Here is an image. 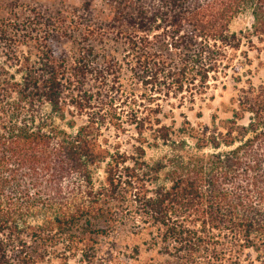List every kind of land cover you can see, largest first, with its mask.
<instances>
[{"label": "trees", "instance_id": "1", "mask_svg": "<svg viewBox=\"0 0 264 264\" xmlns=\"http://www.w3.org/2000/svg\"><path fill=\"white\" fill-rule=\"evenodd\" d=\"M0 6V264H264V0ZM228 72L223 115L163 111Z\"/></svg>", "mask_w": 264, "mask_h": 264}, {"label": "rangeland", "instance_id": "2", "mask_svg": "<svg viewBox=\"0 0 264 264\" xmlns=\"http://www.w3.org/2000/svg\"><path fill=\"white\" fill-rule=\"evenodd\" d=\"M59 0H0V4L4 3H17L28 5L29 7L34 5L35 2L40 3H57ZM70 3L78 4V0H68ZM20 9V7L18 8ZM8 11L5 7L0 6V18L7 17ZM249 23V17L247 15H239L237 16L230 24V29L232 31H238L241 28H244ZM244 47H242L243 49ZM249 58L251 60L250 72L247 74V77L255 84L264 81V55L257 54L254 51L248 52ZM230 72L227 73V76H223L220 78V81H211L210 88L206 91L203 96L196 97L195 102L193 104L186 103L182 107L170 108L169 106L163 104L162 109L164 112L171 110L173 112V117L176 123L178 124L182 119L183 115L190 121L192 124L207 123L210 117V114L214 112L215 108L220 107L221 113L223 115L222 110H224L221 106L222 104L227 105L228 100L233 94V82L229 77ZM223 86V87H222ZM171 102H174L173 99H170ZM171 120L170 117L163 119L164 123H169ZM128 132L125 134L117 133L113 129L103 130V137L106 138L109 144H115L119 142L122 150H128L129 144L133 142L129 135L133 134L131 127H127ZM155 151H148L147 156L151 157L156 155ZM102 169H99L95 174V179L102 178ZM95 249V248H94ZM107 247L104 245L99 250L89 251L87 255L82 256L81 251L68 253L66 259H57L55 258L53 264H112V262L107 260V255L105 250ZM60 253H58L59 255ZM122 253L118 254L121 256ZM128 256L129 253H124ZM86 256L91 257L90 263L86 260ZM147 252H142L140 258L147 257ZM63 258V257H62ZM126 259V258H125ZM124 262L120 264H138V262H134L132 260H123Z\"/></svg>", "mask_w": 264, "mask_h": 264}]
</instances>
